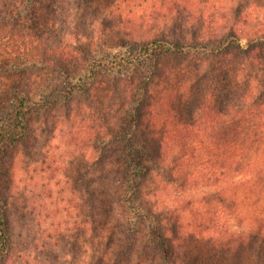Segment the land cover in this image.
Returning a JSON list of instances; mask_svg holds the SVG:
<instances>
[{"label": "trees", "instance_id": "16d2710c", "mask_svg": "<svg viewBox=\"0 0 264 264\" xmlns=\"http://www.w3.org/2000/svg\"><path fill=\"white\" fill-rule=\"evenodd\" d=\"M67 2L0 0V83L23 78L0 85V168L33 113L123 87L121 125L90 137L111 198L89 181L86 264H264V0H112L104 30L100 5L73 0L71 20Z\"/></svg>", "mask_w": 264, "mask_h": 264}, {"label": "rangeland", "instance_id": "374dc122", "mask_svg": "<svg viewBox=\"0 0 264 264\" xmlns=\"http://www.w3.org/2000/svg\"><path fill=\"white\" fill-rule=\"evenodd\" d=\"M91 1L101 6L103 30L118 26V16L109 15L115 24L103 18L113 10L112 0ZM74 6L71 0L65 4L68 11L60 12L74 20L79 15L76 9H71ZM87 18L90 21L96 18L95 9L90 8L88 15L78 20L85 22ZM89 20L87 27H92ZM95 24L97 27L99 22ZM113 33L109 30L115 38ZM21 77L15 73L4 77L2 74L3 82L12 86L23 81ZM38 83L44 84L37 81L36 87ZM95 94L93 98L81 95L71 116L66 107L46 118L40 112L33 113L29 117L31 132L26 139V150L16 143L8 144L0 168V194L11 242L4 251L0 243V264H86L93 258L88 240L102 231V224L97 220L93 225L90 223L89 181L97 180L92 186L100 197L111 198V192L100 183L107 175L103 161L92 166L94 173L89 172L88 162L93 157L90 137L94 138V132L103 124L111 122L112 128L120 126L126 105L123 87L116 90L106 86ZM4 99L5 94L0 93V104ZM99 200L96 198L102 205Z\"/></svg>", "mask_w": 264, "mask_h": 264}]
</instances>
